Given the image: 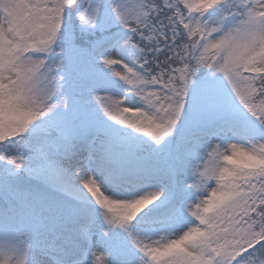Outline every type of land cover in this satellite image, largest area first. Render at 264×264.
Segmentation results:
<instances>
[{"label": "snow or ice", "instance_id": "obj_1", "mask_svg": "<svg viewBox=\"0 0 264 264\" xmlns=\"http://www.w3.org/2000/svg\"><path fill=\"white\" fill-rule=\"evenodd\" d=\"M0 264H264V0H0Z\"/></svg>", "mask_w": 264, "mask_h": 264}]
</instances>
